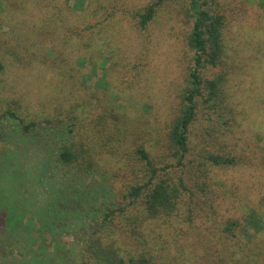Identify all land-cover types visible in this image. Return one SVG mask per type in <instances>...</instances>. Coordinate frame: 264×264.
I'll return each mask as SVG.
<instances>
[{
    "label": "rangeland",
    "instance_id": "obj_1",
    "mask_svg": "<svg viewBox=\"0 0 264 264\" xmlns=\"http://www.w3.org/2000/svg\"><path fill=\"white\" fill-rule=\"evenodd\" d=\"M114 1L119 3V12L107 10L106 5L113 7V4H103L101 0H97L98 4L92 8L96 17L89 23L92 25L91 34L86 32L88 24L77 22V26L69 31L72 35L76 31L81 35L76 37L78 41L73 46H68L69 42H66L64 35L63 42L60 43L62 34L56 35L55 24L49 23L51 20L55 21V18L42 25L37 24L39 26L34 21H29V26L18 22L16 11L21 6L15 0H0V231H4L6 217L12 210V214H17L20 220L13 227L6 226L9 233L0 234V264H19L22 261L27 264L33 249H37L39 244L47 250L55 249L56 244H59V247L66 249L63 251H67L78 245L80 237L86 235L85 230L93 227V223L102 225L103 229L108 228L110 223L103 221L104 212L118 207L113 202L110 195L112 193L104 192L108 184L103 175L105 171L112 170V167L116 168L111 172L117 170L121 164L103 154L98 159V171L93 178L95 185L101 187L100 195L92 199L94 187L90 180L86 183L72 181L70 191L74 193V197L65 196L57 208L53 209L55 215H52V221L54 220V226L57 225L56 228H48L49 232L44 235L46 238L37 240L39 244H34L33 239H37V230L42 225L35 226L31 220L34 221L37 211L45 210L61 190L54 180V174L47 173L43 176L42 169L34 166L36 158L33 155H42L40 148L45 145L41 138L46 133L66 131L65 123L73 121L77 122L75 133L83 132L85 123L90 121L95 131L105 129L107 118L102 122V118L98 117L112 111L130 125L138 143L147 141V147L154 154L156 151L153 146L158 139V131L170 119V114L172 113V117L175 114L177 92L182 85L181 93L186 88L188 64L183 62L182 41L191 32L194 22L191 2L187 0L184 4L181 0V3L167 0V7L159 10L152 24L139 30L131 23L130 12L135 13L155 0ZM67 3L73 13L79 16L87 10L89 0H67ZM244 5L245 3L239 7ZM126 8L130 9L129 13ZM232 8H235L234 4L230 6L233 11ZM257 8L264 14V0H248L247 11L240 12L239 17H236L241 22L233 25L234 29L231 30L234 45L247 46L244 31L253 32V28H256L251 24H257V19L251 14H257L254 11ZM29 14L31 13L28 12V17ZM57 14L61 18V11H57ZM176 15L183 17L184 23H180ZM60 18H56V26H62V29L68 31L67 24L74 20H69L66 24ZM187 19L190 20L188 24ZM14 20H17L18 25ZM14 31L18 33L14 34ZM37 31L42 34L36 37L35 43L29 42L28 35ZM56 39H59L58 50L53 47ZM254 43H251L252 50H255ZM255 64L257 72L255 79L249 82L250 87L247 88L245 83L235 89L241 97L247 96L244 102L250 103L247 104L248 108L252 109L251 106H254L250 115L255 117L256 124L260 126L264 116V59ZM200 108L205 109L206 113L209 111L204 105ZM9 112L15 117L9 116ZM71 114L75 118H71ZM251 119L254 120L253 117ZM48 121L51 123L48 124ZM31 122L37 123L32 129L35 131L34 135L23 130V126ZM197 127L193 125L191 129L193 141L202 143L200 146L194 145V142L191 144V153L197 159L205 157L203 160H207L210 155H227L223 147L217 146L216 149L213 146L212 141L216 136L211 130L207 131L208 136L202 134L196 138ZM127 145L126 139L121 148L127 150ZM232 148L238 151L233 146ZM257 169L251 176L244 175L242 170L234 167L220 169L216 184V196L221 199L220 202L226 200L225 194L233 199H241L237 191L240 183L234 175L243 177L245 183L252 180L255 183L249 182L252 191L255 194L262 193L264 177L259 170H263L261 167ZM172 175L176 180L184 181L186 200L193 201L190 207L194 210L192 223L183 224V228L177 231L179 235L172 231L173 235L165 238V241L171 242L172 250L174 248L181 251V264L230 263L229 259L223 257L224 243H227V247L239 248L253 244L257 237L261 240V236L256 235L253 229H244L243 234L242 227L232 229L237 236L234 239L228 238L226 227H229V222L224 221L229 219L228 215L231 213L227 210L216 214V226H202L201 223L205 222L209 213L208 206L205 198L198 192L192 195L190 193L192 186L188 159L179 163L178 159L173 160ZM72 199L78 201L75 214L64 212L73 206L70 203ZM101 204L104 207L99 208ZM239 204L241 207L238 209L242 212L239 217L244 220L240 221L246 225L251 205L245 200L244 194ZM96 208L103 212L94 214L99 210H95ZM83 222L84 225L81 224ZM26 235L29 239H21ZM77 259L73 258V261ZM256 260V264H262L264 256L256 257Z\"/></svg>",
    "mask_w": 264,
    "mask_h": 264
},
{
    "label": "trees",
    "instance_id": "obj_2",
    "mask_svg": "<svg viewBox=\"0 0 264 264\" xmlns=\"http://www.w3.org/2000/svg\"><path fill=\"white\" fill-rule=\"evenodd\" d=\"M15 1L21 6L16 11L18 22L30 26L29 21H34L36 25L39 23L42 25L55 18V21L51 20L49 23L55 24L56 35L62 34L60 43L63 42L64 35L66 42H69L68 46H73L74 42L78 41L77 36L81 35L78 31L73 32V35L69 31L77 26V22L88 24L86 32L91 34L92 25L89 23L96 17L92 8L98 4L97 0H89L87 10L77 16L68 7L67 0ZM177 1L178 3L182 1L184 4L187 2V0ZM189 1L194 13V22L191 32L182 41L183 62L188 64L186 88L181 93L182 85L177 92L178 102L174 108V119L172 120L171 113L170 119H167L164 127L157 133L158 139L153 146L156 153H151L147 141L138 143L139 140L134 138L130 125L112 111L98 117L102 118V122L107 118L105 129L95 131L90 121L85 123L83 132L75 133L77 122L73 121L65 123L66 131H49L41 138L45 146L41 145V156L33 155L36 158L34 166L42 169L43 176L47 173L54 174V180L58 182L61 190L55 200L47 205L45 210L37 211V216L33 217L34 221L31 220L35 226L42 225L37 230V239H33L34 244L38 243L37 240L46 238L44 235L49 232L47 229L54 226L53 209L57 208L62 198L74 197V193L70 191L72 181L86 183L90 180L94 187L92 199L100 195L101 187L95 185L93 178L98 171V159L103 154L112 157L113 162L121 164L117 170L111 172L116 168L112 167V170L105 171L103 175L108 184L104 192L112 193L110 195L118 207L104 212L103 221L110 223L108 228L103 229L102 225L93 223V227L85 230L86 235L80 237L78 245L70 247L67 251H63L66 249L59 247V244H56L55 249L47 250L38 243L37 249L32 247L34 251L28 258L27 264H181L183 258L181 251L174 248L172 250L171 242L165 241V238L173 235L172 231L177 232L183 228V224L192 223L194 220L192 213L194 210L190 207L193 201L186 200L184 181L181 179L178 181L172 175V161L177 159L178 163L188 159L192 186L190 193L192 195L198 192L205 198L208 206L209 213L205 222L201 223L202 226H216V214H220L221 210L222 212L227 210L231 213L228 215L229 219L224 221L229 222V227H226L228 238L234 239L237 235L232 229L240 227L243 234L244 229H253L256 235L261 236V240L257 237L253 240V244L239 248L227 247V243H224L223 257L231 261L230 263L227 261L226 264H256V257L264 256V190L255 194L252 185L249 184L250 181L255 184L252 180L245 183L243 177L233 176L240 183L237 185V191L241 199L244 194L245 200L251 205L246 217V225L241 223L240 220L243 219L239 217L242 213L238 209L241 207L239 204L241 199H233L225 194L226 200L220 202L221 199L216 196L220 169L234 167L236 170H242L244 175L251 176L258 167H261L263 171L259 170V172L264 177V116L263 122L258 126L255 117L250 115V110H253L254 106H251L252 109L248 108L247 104L250 103L244 102L247 96L241 97L235 89L245 83L247 88L250 87L249 82L255 79L257 72L255 63L264 59V22H262L264 14L258 11L259 8L254 9L257 14L250 13L257 19V24H251L256 28H253V32L244 31L247 36L244 40L248 42L247 46L234 45L231 30L234 29L233 25L240 24L241 21L236 17H239L240 12L247 11L248 0ZM101 2L113 4V7L106 5L107 10L119 12L118 2L114 0H101ZM244 3L242 8L239 7ZM233 4L235 8H232V11L230 6L232 7ZM167 5V0H155L148 6L136 10L135 13L130 12L129 8L126 9L128 13H132L131 23L142 30L152 24L159 10ZM57 11L59 13L61 11V18ZM28 12L31 13L30 17ZM56 18L64 20L62 23L74 21L71 22L72 24L66 23L68 31H65L62 26L60 28L56 26ZM177 18L180 19V23H184L183 17L177 16ZM189 22L190 20L187 19L186 23ZM16 24L18 25L17 22ZM41 34L39 31L31 32L28 41L35 43L36 37ZM58 41L59 39H56L53 45L57 50L60 48ZM251 43H254L255 50H252ZM202 105L208 108L207 113L205 109L200 108ZM7 114L15 117L11 112ZM71 116L75 118L74 114ZM50 123L48 121V124ZM193 125L198 126L196 131L199 134L196 132V138L202 134L208 136V130L214 132L216 138L212 141L213 146L216 149L217 146L223 147L227 155H210L207 160H203L205 157L197 159L196 155L191 153V144L194 142L191 131ZM36 126V122H31L24 125L23 130L34 135L35 131L32 129ZM126 139L127 150L121 148ZM194 145L200 146L202 143L196 141ZM232 146L238 151L236 152ZM209 147L211 149V143ZM259 179L261 180L260 176ZM145 181L147 183H144ZM70 203L73 206L68 210L62 207L61 210L75 214L78 201L72 199ZM103 204L99 208L104 207ZM12 211L6 217L4 234L2 231L0 234L9 233L6 226L13 227L19 223V216L13 215ZM101 212L103 210L99 209L94 214ZM81 224L84 225V222ZM179 234L177 232V235ZM24 238L29 239L27 235L21 237ZM5 253L2 254L3 257L6 256ZM73 258L78 259L73 261ZM19 264H23V261Z\"/></svg>",
    "mask_w": 264,
    "mask_h": 264
}]
</instances>
